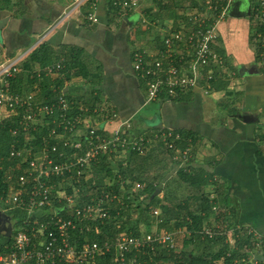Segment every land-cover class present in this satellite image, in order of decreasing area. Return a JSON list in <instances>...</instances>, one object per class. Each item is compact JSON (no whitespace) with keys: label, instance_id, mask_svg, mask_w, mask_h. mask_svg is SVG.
Listing matches in <instances>:
<instances>
[{"label":"built area","instance_id":"1","mask_svg":"<svg viewBox=\"0 0 264 264\" xmlns=\"http://www.w3.org/2000/svg\"><path fill=\"white\" fill-rule=\"evenodd\" d=\"M85 1L75 0L38 41ZM152 1L113 0V4L122 11H132ZM91 8L93 11L85 18L93 23L97 15L95 6ZM226 8L219 10L216 3L210 2L209 15L194 10L185 23L169 26L162 46L154 52H132L133 71L145 87V104L172 101L197 89L204 95L210 92L216 73L224 65L215 43L217 23L225 17ZM250 11L253 21L263 27L264 0H250ZM142 22L146 19L142 18ZM258 36H264V30ZM20 58L0 62V125L6 127L9 137L6 153L0 154L2 181L7 185V190L4 185L0 189V209L22 210L25 216L11 225V242L0 254V264H95L107 254L112 255L114 264H141L137 261L139 255L155 253L161 247L173 249L175 233L157 228L142 235L121 232L114 241L85 238L78 242L74 231L98 232L99 227L92 228L90 222L109 217L105 205L108 198L122 203L116 194L109 196L104 189L93 194L87 191L88 184L93 183L90 180L95 160L108 156L125 165L130 153L143 154L160 143L176 171H189L193 158L190 135L168 127L138 129L130 118L116 121L117 114L108 104L80 103L62 90L55 89L48 102L38 100L34 92H13L9 79L14 77ZM61 61L34 69L31 77H61ZM9 168L14 173L19 170L11 191ZM211 199L215 196L211 195ZM212 208L217 210L218 206L214 203ZM152 212L158 214L157 209ZM198 233L210 239L224 236L228 256L242 235L249 238V243L255 239L257 246L264 247V237L252 226H203ZM251 253L235 261L256 264ZM250 255L253 257L249 260Z\"/></svg>","mask_w":264,"mask_h":264},{"label":"crops","instance_id":"2","mask_svg":"<svg viewBox=\"0 0 264 264\" xmlns=\"http://www.w3.org/2000/svg\"><path fill=\"white\" fill-rule=\"evenodd\" d=\"M10 1L6 9L0 10V21L7 17L0 29V62L11 59L23 48L29 49L36 44L37 46L33 47L35 49L44 41L54 55L77 47L81 50L82 58L96 60L101 65L99 92H88L91 91V86L87 87L90 83L89 77L88 80L75 77L64 81L63 91L70 99L80 103L90 104L96 100L108 104L117 114L116 121L127 118L132 121V116L145 104V87L133 71L132 52L136 49L154 52L160 48L169 26L177 27L185 23L189 10L183 7L187 0L171 10L165 6L169 0H153L145 2V7L139 10H116V14L111 15L113 20L108 23L106 10L109 0H86L38 44L43 31L54 24L63 12L69 11L75 0ZM189 2L191 3V0ZM231 2L232 0L228 6ZM243 3L250 6V0H241V5ZM193 5L195 4L191 3V7ZM92 6H95L97 21L90 23L85 17L88 12L93 11ZM142 18H145L146 22H142ZM251 26L248 16L232 17L228 13L217 23L219 34L215 46L220 45L217 43L221 41L220 46L225 51L228 63L225 64L223 59L221 72L216 73L213 81L218 77H225V88L215 90L214 86H211L206 95L201 89H197L183 94L178 100L155 101L156 111L150 113L147 120L148 123L153 122V119L158 121L155 127L151 128H161L158 126L162 125L197 133L193 146H196L198 152H192L191 164L194 165V162L198 161L199 166H204L214 173L213 181L206 189L217 188L215 197L220 205L224 203L225 197L228 198L230 203H224L226 208L221 207L232 222L236 217L237 224L253 226L264 237V36H258L262 31L256 33ZM251 34L252 41L249 39ZM257 47L262 49L259 53L262 60L259 62L255 61ZM25 56L26 54L19 56L21 58L14 76L25 75L33 80V90L24 93L34 92L38 100L50 101L53 96L49 98L48 94H42L40 83L42 79H55L59 76L42 75L40 79L31 77L34 69L44 66L35 63L31 69H23ZM60 60H63L61 55L54 58L50 64ZM253 64L260 73L236 77L234 71L228 68L231 65L238 71L241 67H250ZM89 75L88 73L87 76ZM217 110L223 111L222 116L215 113ZM232 110L235 112L231 114ZM242 114L254 120L243 122L238 117ZM133 125L140 129L136 124ZM199 153L201 154L198 155ZM211 195L208 197L213 200ZM12 211H2L9 216L11 225L14 220L21 219L15 217ZM0 235L5 241L0 246L1 254L11 235ZM261 248L263 249L260 252L253 254L256 262L264 261V247ZM253 256L250 255L248 259ZM234 263L242 264L239 261Z\"/></svg>","mask_w":264,"mask_h":264},{"label":"trees","instance_id":"3","mask_svg":"<svg viewBox=\"0 0 264 264\" xmlns=\"http://www.w3.org/2000/svg\"><path fill=\"white\" fill-rule=\"evenodd\" d=\"M184 0H169L166 2L165 6L169 7L171 9H176L177 6L181 5ZM193 1V0H191ZM10 0H0V10L6 9L7 6L10 4ZM218 3V9L220 10L221 8H226L228 6V0H219L217 1ZM192 3V2H191ZM108 8L106 10V15L107 18H109L108 23L113 20V17H111L112 14H116V10L119 9V7L115 6L113 4V0L108 1ZM164 6V5H162ZM92 10V9H91ZM250 19L253 18L251 16H248ZM254 29V32H261L264 30V26L260 27L258 26L254 21L253 25L251 26ZM260 27V28H259ZM253 35L251 34L249 39L252 41ZM216 51L221 55V57L224 59V63L227 64V58L225 56V51L222 48H219L218 46H215ZM262 49L257 47V54L255 61L259 62L262 60V57L259 55ZM61 58L63 60L61 61V67H60V72L62 74L61 77H57L55 79H50V78H45L42 79L41 81V93L42 94H48L49 98H51L53 95H55V91H53V87L56 88L57 92L63 91V83L66 80H70V78H77V77H83V78H88L90 80V86L94 93H97L96 91L99 92L98 89V84L101 80V72L102 68L101 65H97L93 70L90 71V69L87 68V64L83 61V58L81 56V50L78 49L77 47L70 48L66 52L60 53ZM60 55H54V52L51 51L49 48V45L44 41L39 44V46L35 49H33L26 59L23 62L22 68L27 70L31 69V67L35 64L38 63L41 66H45L47 64L52 63L54 58L60 57ZM230 70L234 71V76L239 77V73L237 69L233 68L231 65L228 67ZM90 74L87 76V74ZM262 73H264V70H262ZM10 86H11V91L13 92H18V93H24L27 91L33 90V80L28 79L25 75H16L14 77H11L9 79ZM227 85V81L225 80V77H218L216 81H212V87L214 86L215 90H221L225 88ZM97 99V95L95 97ZM180 99V98H179ZM175 100H178L175 99ZM97 101L95 100L94 102H91L92 105H94ZM231 114L235 112V110L230 111ZM185 135H190L192 138L193 143L195 144L196 138H197V133L193 131H182ZM4 136V137H3ZM7 140V141H6ZM8 140L9 137L6 133V127L0 125V154L6 153L7 150V145H8ZM155 147H159L161 150L166 151L162 144H157ZM194 148V146H193ZM167 152V151H166ZM193 152V150H192ZM136 153H130L127 158L126 165L128 161L134 157H136ZM169 157V156H168ZM192 160V159H191ZM112 164H117L116 167H118L119 172L121 173L122 169V163L120 161H115L110 159L108 156H103L97 160H95L94 165L96 169L98 168H106L108 175L113 174V166ZM12 165V164H10ZM192 164L190 165V172L189 171H183L182 169H179L177 171V175L180 181L185 183L190 189L191 193L188 198L185 199V201L180 204H176L175 208H171L168 205H164L163 203H159V198L162 193V188L159 185L153 184V185H148L145 190L148 193L149 196H151L150 203L151 205L149 206L146 204L144 206V211L140 212V216L142 214L144 215L143 218L147 215V213L151 212L150 208H153V205L158 206L161 211V217L159 221L157 222V229L161 228H166V230H174L176 229H184V235L187 232L188 235H186L183 238V247H186L187 245L192 244V248L195 247L197 250H185L181 249L180 251L178 249V244L176 243V246L173 249L170 250H159L157 249L154 252H151L149 255H139L137 258L138 262L141 264H155L158 258L161 257L164 261H172V264H215V260H220L222 259V264H235V259L240 258L241 256L245 255H240L238 256V248L239 245L242 243H247L249 241V238L246 236L241 237V239L237 243V248L232 251V254L230 256L227 255V252L229 250L228 245L225 243V237L224 236H216L213 239L207 238V237H201L198 231L201 229L203 226L207 225V222L209 221V214H213V211L216 213H219L217 216L222 218L225 212V210L221 207H225V204H229V200L227 197L223 199L224 203L222 205H218V209L214 210L212 208L214 203H218V200L213 199L210 200L208 196L204 195V190L206 187L210 184V182L213 181V172L211 170H207L204 166H199L197 169L192 168ZM19 170L15 171L18 173ZM123 174V173H122ZM3 170H0V189L3 188ZM93 183L88 184L91 186L92 193L94 192L97 193L98 189H100L98 186H100L101 182L99 179L95 183L94 180H90ZM5 190H7V185H4ZM111 187H108V189L105 190V192L109 195L112 196L114 194L117 195V197L121 200L122 203H119L117 199H114L113 202H111V206L107 207L109 210V217L104 219L102 222L98 221H93L90 222V225L95 227L96 225L99 227V231H74V237L77 239L78 242H82L85 238H91L95 240H110L114 241L117 235L121 232H129L135 235H142L146 232L149 231H142L139 229L137 226H128L129 219L126 218L130 214L128 210L131 207V200L132 198L129 195H122L121 197V192L118 190V184L113 185V193L110 192ZM112 190V189H111ZM160 190L157 195H155V191ZM89 195L88 197H90ZM216 201V202H215ZM195 204V206H193ZM140 202L138 201L136 205V209H139L140 207ZM153 211V210H152ZM13 215L15 217L23 218L25 216V211L22 210H13ZM11 212V214H12ZM152 213V212H151ZM151 215V214H150ZM152 216V215H151ZM183 216V217H182ZM146 218H149V214L147 215ZM145 218V219H146ZM145 219H142L143 221H146ZM154 220V219H153ZM152 220V221H153ZM237 218L235 217L233 222L231 220L230 224H237ZM146 227L147 230L149 229V222L146 221ZM253 227V226H252ZM255 228V227H254ZM181 232V231H180ZM8 243L7 245L11 242V237L8 238ZM197 243V245H193L194 243ZM219 243L220 248L217 249L216 252L212 251V244ZM162 248V247H161ZM3 253L6 252V248H4ZM198 251V252H197ZM95 264H114L112 261V255L107 254L105 256H101L97 259ZM257 264H264V261L261 262L257 260Z\"/></svg>","mask_w":264,"mask_h":264},{"label":"rangeland","instance_id":"4","mask_svg":"<svg viewBox=\"0 0 264 264\" xmlns=\"http://www.w3.org/2000/svg\"><path fill=\"white\" fill-rule=\"evenodd\" d=\"M195 5H193L191 7V3L189 2V0H187L186 3L183 7L189 8V10H187V14L185 17H188V14H192L194 12V10H197L198 13H204L206 16L209 15L208 12V7L210 6V2L213 3H218L217 1L219 0H193ZM210 1V2H209ZM209 3V4H208ZM209 5V6H208ZM207 7V9H206ZM250 19V18H249ZM251 25H253V21L252 19H250ZM123 25V22H122ZM217 34H219V32L217 31ZM44 40V39H43ZM37 42H41V41H37ZM38 43V44H39ZM221 44V41H219L217 43V45ZM218 45L220 48L221 46ZM37 46L36 44H34L31 48H23L21 49L22 51H20L19 53H17V55L11 57L10 60L19 57L22 54H26L25 58L28 56V54L34 49L33 47ZM28 49V50H27ZM26 50V51H25ZM83 58V61L87 64V68L91 70H93L98 64L100 65V63H98L96 60H92L90 58L85 59ZM253 75V74H252ZM88 80V79H87ZM89 83V81L87 82ZM87 87H90V83L87 85ZM86 87V88H87ZM91 91H88L90 94H93L94 91L92 90V88L90 87ZM100 103V101H99ZM91 104V102H90ZM157 108V104L155 102H151L148 104H144L133 116H132V122L134 124H136L138 127H140V129H147V127L151 128V127H155L156 123H158V121H155V119H153V122L150 121V123H148L147 120V116L152 113L155 112ZM215 112V111H214ZM222 112L220 110H217V112H215L218 116H222ZM144 118V119H143ZM145 120H147V123L150 125H148ZM4 137V136H3ZM7 141V140H6ZM196 146L194 145V150H196L195 148ZM198 152V150H196ZM201 153H199L198 155H200ZM200 158V157H199ZM115 162V161H114ZM11 162H8V164H10ZM117 164H112L113 166V174H109L107 172L106 168H98L96 169V167L93 169V178L92 180L95 181V183L97 182V180L99 179L101 182L100 186H98L100 189H108V187H111L109 190L110 192L113 191V185L118 184V190L119 192H121V197L122 195H129L132 198V202H131V207L128 210V212H130V214L128 216H126L127 219H129V223L128 226H137L139 229H141L142 231H153L157 228V222L159 221L160 217H161V211L160 208L158 206L153 205V208H150L151 212L153 209H157L158 210V214H153V212H149L147 213V215L149 214V218H146L147 215L144 217V215L142 214V216H140V212L144 211V206H146V204H148L149 206L151 205L150 200H151V196L148 195V193L146 192L145 188L148 185H159L162 188V193L160 195L159 203H163L164 205H168L171 208H175V205L180 203L182 204L186 198H188L190 196L191 193V189L182 181L179 180L178 175H177V171L175 170V165L173 164V162L171 161V159L168 157V153L166 151L161 150L159 147H153L151 149H149L148 151H146L143 154H139L136 155V157L130 159L127 163V165H122V169H121V173L119 172L118 167H116ZM193 165V164H192ZM200 163L198 161L194 162V165L191 166L194 169H197L199 167ZM10 172L9 175L11 176V178H9V182H8V187H9V191H11V186L14 183V178H15V174L13 172V168H9ZM191 170L189 169V172ZM123 173V174H122ZM6 179V178H4ZM91 186H89L87 188V191H92L90 190ZM112 189V190H111ZM160 190H158V192L155 194L157 195L159 193ZM113 193V192H112ZM109 194V193H108ZM211 194H213L214 196L217 195V188L216 187H208L207 189L204 190V195L205 196H210ZM220 193L218 192V196ZM110 195V194H109ZM138 201L140 202V207L139 209H136V205L138 203ZM111 202L110 198H108V200L106 201V207L111 206ZM216 202V201H215ZM217 206L220 204L219 203H215ZM1 206H3L2 203H0ZM152 206V205H151ZM193 206H195V204H193ZM221 211H219L220 213ZM219 213H216L213 211V214H209V221L207 222V226L210 227H216V226H222V225H226L227 227L232 226L233 224L231 223V219H229V217L226 216L225 212H223L222 214L223 217L220 218L217 216L219 215ZM152 216H151V215ZM183 217V216H182ZM142 219H145L147 222H149V229L147 230L146 227V221H143ZM154 219V220H153ZM153 220V221H152ZM242 225V224H241ZM244 226V224H243ZM159 229V228H158ZM160 230H165V231H169L170 230H166V228H161ZM181 231V232H180ZM184 229H174L171 230V232L175 233V241L178 244V249L177 250H181V249H185L187 251H191V250H197L194 248H192V244L187 245L186 247H183V238L188 235V233L186 232L184 235ZM126 232V231H124ZM12 234V232L10 233V235ZM200 239L201 236H200ZM250 241V240H249ZM249 241L247 243H242L239 245L238 248V256L240 255H246V252H252V254H256L258 252H260L263 248L259 247L256 245V241L254 239V242L252 244L249 243ZM5 243L4 241V237L2 235H0V246H2ZM193 245H197V243L193 242ZM212 251L216 252L218 248H220V244L219 243H215L212 244ZM165 250V248H159V250ZM167 250V249H166ZM198 252V251H197ZM254 259V258H253ZM222 259L217 260L215 264H222ZM155 264H172V261H164L163 259L158 258V260L156 261Z\"/></svg>","mask_w":264,"mask_h":264},{"label":"water","instance_id":"5","mask_svg":"<svg viewBox=\"0 0 264 264\" xmlns=\"http://www.w3.org/2000/svg\"><path fill=\"white\" fill-rule=\"evenodd\" d=\"M226 13H228L229 16L232 17H245L250 16V6L247 3H243L241 5V0H232L231 4L227 7ZM7 17H5L2 21H0V29L2 26H4V22ZM239 75L244 76L245 74H255L260 73V70L256 68V66L253 64L250 67H241L238 69ZM239 119L243 122L249 123L252 122L254 119L246 114L238 115ZM158 126V125H157ZM158 127H162V125H159ZM158 192L155 191V193ZM0 215L3 217H6L5 221L0 220V234H4L6 236H9L11 233V223L9 216L5 214L4 212L0 211Z\"/></svg>","mask_w":264,"mask_h":264},{"label":"flooded vegetation","instance_id":"6","mask_svg":"<svg viewBox=\"0 0 264 264\" xmlns=\"http://www.w3.org/2000/svg\"><path fill=\"white\" fill-rule=\"evenodd\" d=\"M0 220L3 222L6 220V217H3L2 215H0Z\"/></svg>","mask_w":264,"mask_h":264}]
</instances>
